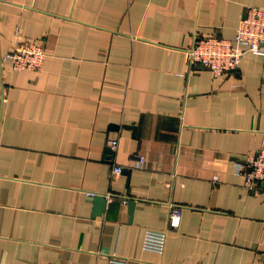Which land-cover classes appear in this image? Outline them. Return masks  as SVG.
<instances>
[{"label":"crops","instance_id":"obj_1","mask_svg":"<svg viewBox=\"0 0 264 264\" xmlns=\"http://www.w3.org/2000/svg\"><path fill=\"white\" fill-rule=\"evenodd\" d=\"M249 6L264 0H0V264H264V182L236 171L264 144V53L216 77L186 52L234 38ZM18 36L42 69L5 59ZM91 192L112 196L101 214Z\"/></svg>","mask_w":264,"mask_h":264},{"label":"built area","instance_id":"obj_2","mask_svg":"<svg viewBox=\"0 0 264 264\" xmlns=\"http://www.w3.org/2000/svg\"><path fill=\"white\" fill-rule=\"evenodd\" d=\"M18 43L12 52L5 55V59L12 61L14 70H40L42 69L46 52L41 43L32 39L18 36ZM190 66L201 65L212 71L214 76H222L226 72L235 71L247 52L264 53V8L249 6L245 16L240 20L234 38H224L218 35L195 36L191 47L186 50ZM119 146L117 139L110 141V147L115 151ZM144 156H137L134 164L142 166ZM122 165H115L114 173L123 170ZM236 171L245 178L246 184L253 187L259 182H264V144L245 162H238ZM219 180L218 176L214 177ZM91 195H96L91 192ZM108 200L111 195L106 196ZM182 206L170 204L169 224L176 228L180 224ZM166 231L148 230L144 237V248L163 252L167 239ZM128 259L114 254L110 257L109 264H128Z\"/></svg>","mask_w":264,"mask_h":264},{"label":"water","instance_id":"obj_3","mask_svg":"<svg viewBox=\"0 0 264 264\" xmlns=\"http://www.w3.org/2000/svg\"><path fill=\"white\" fill-rule=\"evenodd\" d=\"M94 201H95V204H96V210H95V212L97 214H101L102 211H104L106 209V206H107V199H106V197L103 194H97L95 196ZM134 202H135L134 200H131V202H130V208H131V210L134 207Z\"/></svg>","mask_w":264,"mask_h":264}]
</instances>
